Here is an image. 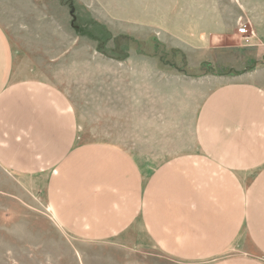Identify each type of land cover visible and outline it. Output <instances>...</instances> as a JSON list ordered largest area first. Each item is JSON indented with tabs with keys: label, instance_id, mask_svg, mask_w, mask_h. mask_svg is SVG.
Listing matches in <instances>:
<instances>
[{
	"label": "crops",
	"instance_id": "0c3cea01",
	"mask_svg": "<svg viewBox=\"0 0 264 264\" xmlns=\"http://www.w3.org/2000/svg\"><path fill=\"white\" fill-rule=\"evenodd\" d=\"M117 17L123 35L156 37L191 68L234 72L189 77L145 55L107 59L123 73L106 87L100 72L101 103L83 115L57 83L15 72L0 24V194L42 182L38 223L92 247L264 264V65L242 70L236 52L240 24L264 42V0H123Z\"/></svg>",
	"mask_w": 264,
	"mask_h": 264
},
{
	"label": "rangeland",
	"instance_id": "374dc122",
	"mask_svg": "<svg viewBox=\"0 0 264 264\" xmlns=\"http://www.w3.org/2000/svg\"><path fill=\"white\" fill-rule=\"evenodd\" d=\"M121 2L123 0H0V24L13 48L15 72H28L51 84L57 83L75 99L79 108H83V115L87 101L92 103L93 100L95 109L101 103L102 70L109 71L104 86L109 82L110 87H117L113 73H123V68H113L112 63L103 66L107 59L123 61L133 54L145 55L156 59L159 70L189 77L234 72L223 64L206 63L191 68L180 49L167 47L156 37L141 41L123 35L118 30L117 17ZM129 2L126 0V5ZM249 31L253 36L246 40V35L240 34L236 47L237 60L246 59L242 70L264 65L263 54L260 59H254L264 52V42L252 29ZM58 55L62 56L59 62L51 63L50 59ZM92 93L95 94L93 99ZM108 97L112 96L106 95ZM99 117L100 114L95 120ZM82 125H85L84 118ZM98 132L96 138L100 137V127ZM17 186L19 191L14 195L0 194V264H180L161 261L150 256V252L147 255L112 247H92L65 238L56 233L52 225L38 223L36 215L46 212L43 183L31 185L19 179ZM7 207L14 210L8 213L9 217L5 212Z\"/></svg>",
	"mask_w": 264,
	"mask_h": 264
},
{
	"label": "built area",
	"instance_id": "2783aa9c",
	"mask_svg": "<svg viewBox=\"0 0 264 264\" xmlns=\"http://www.w3.org/2000/svg\"><path fill=\"white\" fill-rule=\"evenodd\" d=\"M238 32L239 34L241 35H246L245 36V39L248 40L250 39L253 35V32L249 31L248 29H246L245 25L244 24H240L239 25V28H238Z\"/></svg>",
	"mask_w": 264,
	"mask_h": 264
}]
</instances>
